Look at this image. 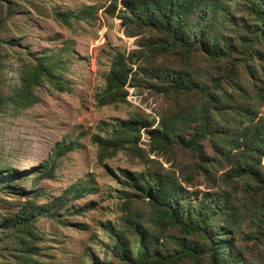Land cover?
Listing matches in <instances>:
<instances>
[{
  "label": "trees",
  "instance_id": "trees-1",
  "mask_svg": "<svg viewBox=\"0 0 264 264\" xmlns=\"http://www.w3.org/2000/svg\"><path fill=\"white\" fill-rule=\"evenodd\" d=\"M5 7L9 17L11 8ZM104 11L116 15L127 37L144 34L147 41L140 45L144 49L128 55L115 53L104 87L95 96L97 105L122 103L126 86L156 81L155 89L172 96L177 103L188 97L194 99V119L187 128L192 123L196 126L191 136H186L184 112L178 117H162L154 129V121H122L108 135L91 138L98 148L97 162L104 165L122 151L139 153L143 131L148 137L149 153H166L179 147L197 155L193 171L197 175L227 167L228 179L249 180L260 187L264 182L260 167L264 159V115L258 114L264 109V66L259 63L264 45V0H109ZM55 15L67 23L68 13ZM3 26L0 14V31ZM2 44L0 39V72L4 65ZM198 53L213 64L225 66L207 78L196 69L194 55ZM157 56L174 59L173 66L156 65ZM256 64L261 67L262 78ZM240 67L260 83L253 87L252 95L241 83ZM60 69L61 63L54 59L29 62L17 83L6 92L2 91L0 76V113L6 109L20 113L39 103L37 90L41 82L49 83L55 90H66ZM220 115L231 116L234 122L222 126ZM206 144L219 158L218 163L204 155ZM75 148L74 144L56 145L54 158L42 163L31 178L32 190H18L26 200L13 203L12 214L0 216V252L16 256L20 264H41L35 257L42 240L37 220H56L69 201L89 192L72 186L50 202L37 203L42 196L38 184L52 180L56 160ZM120 172L123 190L116 196L126 214L118 226L111 221L101 224L109 243H103L102 261L94 253L89 255L93 264H264L247 259L236 246L243 217L225 191L213 190L198 197L201 194L190 190L193 183L174 173ZM16 175L9 164L0 163V193L9 192L3 181H12ZM139 202L143 211L133 212L131 205ZM86 207L76 209L75 215L86 211ZM260 218L258 229L262 226Z\"/></svg>",
  "mask_w": 264,
  "mask_h": 264
},
{
  "label": "rangeland",
  "instance_id": "rangeland-1",
  "mask_svg": "<svg viewBox=\"0 0 264 264\" xmlns=\"http://www.w3.org/2000/svg\"><path fill=\"white\" fill-rule=\"evenodd\" d=\"M8 5L11 8L9 17L5 14ZM108 5L109 0H4L0 4L4 25L0 31L4 56L0 72L2 91L6 92L17 83L27 63L40 58L59 61V73L67 84L66 90H55L49 83L41 82L37 90L41 98L39 103L20 113H12L10 109L0 113V163L9 164L17 172L14 180L3 181L9 192L0 193L4 201L0 202V216L12 214L13 203L22 204L26 200L18 190H32L31 178L42 163L54 158L56 145L74 144V151L56 160L54 178L38 184L42 196L37 203L50 202L72 186L89 192L69 201L58 212L56 220H37L42 240L41 250L35 257L41 264H93L89 257L92 253L101 261L104 259V244L109 243V239L101 224L111 221L118 226L126 214L116 196L123 190L119 181L121 170L174 173L189 179L193 183L190 190L201 194L198 197L213 190L225 191L243 217L240 232L235 237L236 246L247 259L264 262V182L260 183V191V187L249 180L228 179L225 176L227 167H219L205 176L197 175L193 172L197 155L179 147L171 152L149 153L148 137L143 131L138 142L139 153L122 151L107 159L104 165L97 162L98 148L91 138L108 135L122 121L135 118L154 121V129L162 117H178L184 112L186 136H191L196 126L192 123L187 128L194 119V99L188 97L177 103L172 96L155 89L156 81L126 86V98L122 103L97 105L95 96L104 87L115 53L128 55L144 49L140 45L147 41L144 34L127 37L116 15L105 13ZM56 12L68 13L67 23L57 17ZM260 50L263 57L259 63L264 66V45ZM194 59L197 71L207 78L217 75L220 66H225V63L213 64L199 53ZM173 62L172 58H155L156 65L172 67ZM238 70L243 87L252 95L253 87H259L260 83L248 76L242 67ZM257 72L262 78L261 67ZM258 114L264 115V109ZM219 122L226 126L234 121L231 116L220 115ZM204 148V155L213 157L212 162L218 163L219 158L213 156L209 145ZM221 165L226 164L218 166ZM260 167L264 178V159ZM140 205L141 202L132 204L131 210L143 211ZM84 206H88L86 211L75 215L76 209ZM259 217L262 226L258 229ZM0 264L20 263L16 256L2 251Z\"/></svg>",
  "mask_w": 264,
  "mask_h": 264
}]
</instances>
